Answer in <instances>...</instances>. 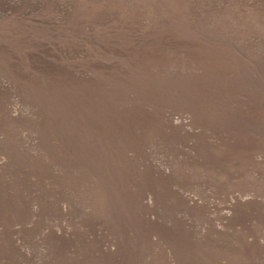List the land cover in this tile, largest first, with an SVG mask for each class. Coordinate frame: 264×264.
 I'll list each match as a JSON object with an SVG mask.
<instances>
[{"label": "rangeland", "instance_id": "rangeland-1", "mask_svg": "<svg viewBox=\"0 0 264 264\" xmlns=\"http://www.w3.org/2000/svg\"><path fill=\"white\" fill-rule=\"evenodd\" d=\"M0 264H264V0H0Z\"/></svg>", "mask_w": 264, "mask_h": 264}]
</instances>
